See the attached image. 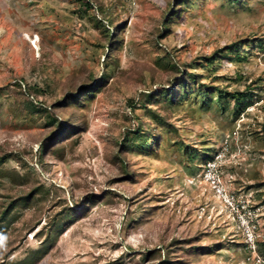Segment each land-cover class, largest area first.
I'll return each mask as SVG.
<instances>
[{"label":"rangeland","instance_id":"rangeland-1","mask_svg":"<svg viewBox=\"0 0 264 264\" xmlns=\"http://www.w3.org/2000/svg\"><path fill=\"white\" fill-rule=\"evenodd\" d=\"M88 1L0 0V264H264V0Z\"/></svg>","mask_w":264,"mask_h":264},{"label":"trees","instance_id":"trees-1","mask_svg":"<svg viewBox=\"0 0 264 264\" xmlns=\"http://www.w3.org/2000/svg\"><path fill=\"white\" fill-rule=\"evenodd\" d=\"M77 1L80 4L79 6L84 11L92 9L91 8L92 5H91V3L88 0H77ZM177 2H178V4L176 6V9L174 10L175 14H173L172 17L178 14V12L180 10L179 6L185 4L186 0H178ZM93 22L95 24H97L96 21L93 20ZM103 32H106V36L109 34L108 31H103ZM113 42H116V41H111L110 43L113 44ZM241 43H247V40L246 39H242L238 43H234L233 45L228 46L227 49H225L224 51L216 50L211 55H209L207 57H202V62L193 61V64H196V65L199 64L198 68H200V66H204V67L209 68L213 64H215L216 60H223V59L228 58L229 57V54H228L229 51H231L235 47H238V44H241ZM237 59L239 60L240 58H237ZM201 63L203 65H200ZM171 68H175L176 69L175 65L171 66ZM177 73L180 74L181 72L178 71ZM99 80H102V79H99ZM99 83L100 84L98 85V87L102 86V81H99ZM195 86L198 88L199 92H204V95H202V96H204V99L206 97H208L207 94H209L211 92V88L213 89V93L214 94H216V93L220 94V95L221 94H227L226 92H223V91H221V90H219L217 88L201 85L199 77L197 75H195L194 73L185 72L183 77L176 79V87H175V89L173 91H170V90H168L166 88V89H163V91L161 93H159L158 95H155V97H153V96H149V97H153L152 98L153 100H157L158 97H163V98L168 99L170 101V103L175 104L176 102L179 101L181 96L187 94L185 91L193 89V88H195ZM83 88L84 89H88L90 87H83ZM88 91L89 92H93V89L86 90L83 95H85L86 92H88ZM250 93H251L250 91H242V92H238V93H233L232 95H230V93H229L228 96L229 97L231 96V98H233V100H235L234 101L235 109H239V107L242 105V101L245 98H247L249 95H251ZM60 104H63V103L60 102ZM32 109H34V108H32ZM66 127H67L66 129H65V126L64 127L62 126V128L60 126L59 128H61L66 133V135H68V136H73L80 129V127L75 126V125L74 126L70 125V126H66ZM53 137L54 136H52V138ZM134 139H137L139 141L138 146H140L141 148L150 145V144L148 145V137L145 136V135H142L140 133V131L127 132V134L124 136V139H123L124 142H123V144H121V146H123V148H125L124 150L128 149V146H131V144H132ZM0 162H2V161H0ZM28 198H29V196L23 197L22 198V202H26V200ZM260 206L261 205H259V203H258L257 205H255L253 207V209H258V207H260ZM66 211L69 213L68 215L73 214V211L70 208L68 210H66ZM4 215H5V213H3L2 217L0 218V223L3 222ZM257 245H258V247L264 249V240L257 242ZM29 264H31V263H29Z\"/></svg>","mask_w":264,"mask_h":264},{"label":"bare ground","instance_id":"bare-ground-1","mask_svg":"<svg viewBox=\"0 0 264 264\" xmlns=\"http://www.w3.org/2000/svg\"><path fill=\"white\" fill-rule=\"evenodd\" d=\"M33 44L35 45V42ZM34 45H33V47H34Z\"/></svg>","mask_w":264,"mask_h":264}]
</instances>
